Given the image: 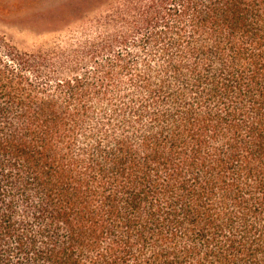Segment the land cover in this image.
<instances>
[{
	"label": "trees",
	"instance_id": "1",
	"mask_svg": "<svg viewBox=\"0 0 264 264\" xmlns=\"http://www.w3.org/2000/svg\"><path fill=\"white\" fill-rule=\"evenodd\" d=\"M132 26L81 72L0 39V264H264V0Z\"/></svg>",
	"mask_w": 264,
	"mask_h": 264
},
{
	"label": "rangeland",
	"instance_id": "2",
	"mask_svg": "<svg viewBox=\"0 0 264 264\" xmlns=\"http://www.w3.org/2000/svg\"><path fill=\"white\" fill-rule=\"evenodd\" d=\"M158 3L159 0H0V39L23 52L76 64L79 72L92 70L96 63L110 62L119 51L125 54L139 48L133 45L142 35L132 29L134 17ZM140 51L139 58L144 54ZM115 74L114 90H124L128 75L119 67Z\"/></svg>",
	"mask_w": 264,
	"mask_h": 264
}]
</instances>
